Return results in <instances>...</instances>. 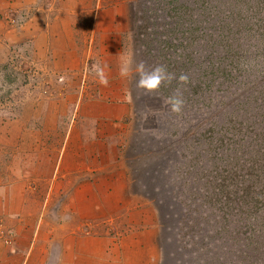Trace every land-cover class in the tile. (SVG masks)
Here are the masks:
<instances>
[{
  "label": "crops",
  "instance_id": "0c3cea01",
  "mask_svg": "<svg viewBox=\"0 0 264 264\" xmlns=\"http://www.w3.org/2000/svg\"><path fill=\"white\" fill-rule=\"evenodd\" d=\"M89 4L36 7L30 58L48 79L0 108V264L166 262L159 200L132 189L128 163L137 105L119 68L134 9Z\"/></svg>",
  "mask_w": 264,
  "mask_h": 264
},
{
  "label": "rangeland",
  "instance_id": "374dc122",
  "mask_svg": "<svg viewBox=\"0 0 264 264\" xmlns=\"http://www.w3.org/2000/svg\"><path fill=\"white\" fill-rule=\"evenodd\" d=\"M49 1L52 0H0V108L5 109L14 105L16 92L19 89H31L34 84L39 86L48 79L41 74L46 71L45 64L32 62L30 58L32 45L29 43L34 33L35 9L47 5ZM79 1L87 6L96 0H73V6H77ZM120 1L123 0H100V4L109 5ZM125 1L128 2V8L134 9L136 26L133 35L126 43L123 55L133 56L135 62L143 60L150 67L163 64L176 76L182 72L176 70L175 65H169L170 59L174 60L173 57L181 53L186 56L189 52L194 59V63L190 64L192 67L184 72L189 76V82L180 85L179 92L185 101L180 114L171 112L170 107L162 102L167 97L177 94L176 80L170 85L162 86L158 95H147L142 89L136 88V80L139 77L135 75L131 77L130 94L137 105L135 112L137 131L134 137H131L128 163L132 189L160 198L158 204L167 236L164 244L165 264H184L180 259H189L188 264H198L196 259L200 257L199 252L187 253L182 246L185 241L193 248L197 245H193L194 237L191 238V234L189 236L184 234L186 229L182 227L181 215L186 209L184 203L192 202V199L183 196L179 188H182L184 177L194 178L193 175H196L199 169L204 171L206 162L208 164L219 162L225 155L223 150L227 145L213 149L206 146L209 136H213V128L218 126L219 129L221 123L225 127L233 125L234 119L243 121L244 109H251V113L258 116L254 108L243 106L242 102L247 96L248 89L257 92L264 85V81L260 83L259 80L253 81L252 75L257 67L264 68V59L260 57L257 60L255 54L242 57L243 55L239 56V53L237 55L235 50L230 49L229 45L236 43L228 27L225 26L230 22L228 14H232L233 8L227 1L224 7H217V12L220 13L211 14L210 20H206L197 7L203 0ZM212 1L215 9L216 6H220ZM260 1L264 2V0ZM54 2L56 7H68L70 4V0H54ZM188 7L193 9L192 16L186 9ZM218 14H222L223 18L217 16ZM180 17L186 19L181 20ZM192 22L193 25H190ZM223 23L224 28H222ZM213 30L222 31L217 42L221 46L220 51L211 45L209 34ZM223 34L227 35L225 39ZM172 41L176 44L177 52L172 46L169 47ZM208 53L209 61L203 62ZM257 63L259 65H256ZM200 74L208 76L203 78L205 85L197 90L188 87L194 81L200 83L198 78ZM169 86L171 89L167 91L166 88ZM186 131L189 132V136L200 139V146L196 150L191 145L186 147L188 142L193 141L189 140L188 136L186 143L184 139ZM168 148L170 149L167 152L171 153L170 167L162 168L161 171L165 176L154 180L151 178L153 173L149 171L152 167L156 168L162 164L164 166ZM216 152L220 154L217 159L213 158ZM163 180L167 185H171L173 190L159 197L156 196L155 188L161 186ZM209 205L207 207L211 208ZM212 210L216 211L214 207ZM205 212L208 213V210ZM229 256L236 264H244L243 254L238 250Z\"/></svg>",
  "mask_w": 264,
  "mask_h": 264
},
{
  "label": "trees",
  "instance_id": "16d2710c",
  "mask_svg": "<svg viewBox=\"0 0 264 264\" xmlns=\"http://www.w3.org/2000/svg\"><path fill=\"white\" fill-rule=\"evenodd\" d=\"M226 1L233 6L232 14H228L230 22L222 25V28L228 27L236 43V45L230 44V49L235 50L237 55L239 53V56L243 55L242 57L255 54L257 60L260 57L264 59V2L214 0L215 5H220L215 9L212 0H203L197 7L202 11L200 14L204 15L206 20H210V15L220 13L217 12V7H224ZM186 9L192 16L193 9L190 7ZM180 19L186 18L180 17ZM221 33L222 31L213 30L209 34L211 45L219 51L221 46L217 42ZM223 36L224 39L227 37L226 34ZM170 46L177 52L174 41L170 42ZM176 57H173L174 60L170 59L169 65H175L176 70L179 69L182 73L187 72L186 70L192 67L190 64L194 63L191 52L186 56L182 53L176 54ZM208 58L209 53L203 62H208ZM252 75L253 81L259 80L258 83L264 81V68L257 67ZM205 77L208 76L200 74L198 77L200 83L194 81L188 87L194 90L200 89L206 83L203 81ZM170 89V86L166 88L167 91ZM246 93L247 96L243 102L241 101L243 106L254 108L258 116L252 114L251 109H244L243 121L234 119L233 125L225 127L221 123L219 129L218 126L213 128V136H209L206 146L213 149L227 145L223 150L225 155L219 162L214 161L210 164L206 162V167L203 169L205 172L199 169L196 175H193L194 178L184 177L182 188H179L183 196L192 199V202L184 203L186 209L182 212L181 224L183 223L182 227L186 229L184 234L186 236L191 234V238L194 237L193 245H197L193 248L185 241L182 246L187 253L199 252L200 257L196 259L198 264H236L229 255L237 250L243 254L244 264H264V85L257 92L248 89ZM188 136L189 132L186 131L184 134L186 143L189 137V140L193 141L188 142L186 147L191 145L196 150L200 146V139ZM169 149L166 150L164 166L162 164L156 168L152 167L149 171L153 173L152 179L158 180L165 176L161 169L170 167L171 153L167 152ZM219 155L216 152L213 158L217 159ZM227 160L231 162H221ZM155 190L156 196L160 197L171 193L173 188L163 180V184L156 186ZM212 207L216 211L212 210ZM205 210H208V213ZM188 257L193 258L191 255ZM182 261L184 264L190 262L189 259H180V262Z\"/></svg>",
  "mask_w": 264,
  "mask_h": 264
},
{
  "label": "clouds",
  "instance_id": "9594fccd",
  "mask_svg": "<svg viewBox=\"0 0 264 264\" xmlns=\"http://www.w3.org/2000/svg\"><path fill=\"white\" fill-rule=\"evenodd\" d=\"M120 61L119 75L122 78L132 77L134 75L138 76L136 88L142 89L144 94L158 95L162 86L170 85L173 80H176L177 94L167 97L162 102L170 107L171 112L176 114L182 112L185 101L179 89L180 85L189 82V76L187 74L181 73L179 76H176L175 73L168 71L167 67L163 64L150 67L143 60L135 62L131 55H122ZM94 71L99 77V83L107 86L109 81L104 68L97 63L94 66ZM128 98L131 99V96L129 95Z\"/></svg>",
  "mask_w": 264,
  "mask_h": 264
}]
</instances>
